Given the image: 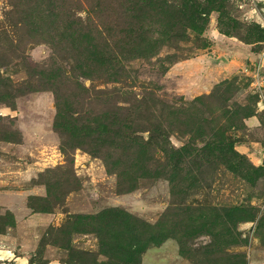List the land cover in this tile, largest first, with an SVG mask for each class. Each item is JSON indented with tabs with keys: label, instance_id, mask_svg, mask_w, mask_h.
Here are the masks:
<instances>
[{
	"label": "rangeland",
	"instance_id": "rangeland-1",
	"mask_svg": "<svg viewBox=\"0 0 264 264\" xmlns=\"http://www.w3.org/2000/svg\"><path fill=\"white\" fill-rule=\"evenodd\" d=\"M5 256L264 264V0H0Z\"/></svg>",
	"mask_w": 264,
	"mask_h": 264
},
{
	"label": "crops",
	"instance_id": "crops-1",
	"mask_svg": "<svg viewBox=\"0 0 264 264\" xmlns=\"http://www.w3.org/2000/svg\"><path fill=\"white\" fill-rule=\"evenodd\" d=\"M0 259H7V258L5 256V258H0ZM24 259H25V257H16L15 260H14V264H24V262H23Z\"/></svg>",
	"mask_w": 264,
	"mask_h": 264
},
{
	"label": "bare ground",
	"instance_id": "bare-ground-1",
	"mask_svg": "<svg viewBox=\"0 0 264 264\" xmlns=\"http://www.w3.org/2000/svg\"><path fill=\"white\" fill-rule=\"evenodd\" d=\"M3 257V256H2Z\"/></svg>",
	"mask_w": 264,
	"mask_h": 264
}]
</instances>
